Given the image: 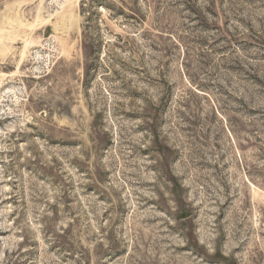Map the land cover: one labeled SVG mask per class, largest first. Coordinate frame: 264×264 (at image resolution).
<instances>
[{
    "label": "rangeland",
    "instance_id": "374dc122",
    "mask_svg": "<svg viewBox=\"0 0 264 264\" xmlns=\"http://www.w3.org/2000/svg\"><path fill=\"white\" fill-rule=\"evenodd\" d=\"M0 264H264V0H0Z\"/></svg>",
    "mask_w": 264,
    "mask_h": 264
}]
</instances>
